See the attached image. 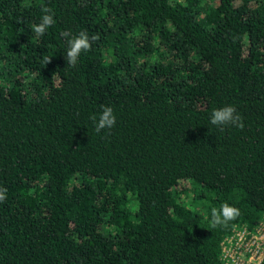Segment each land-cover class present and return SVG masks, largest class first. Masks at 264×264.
<instances>
[{
  "label": "trees",
  "instance_id": "obj_1",
  "mask_svg": "<svg viewBox=\"0 0 264 264\" xmlns=\"http://www.w3.org/2000/svg\"><path fill=\"white\" fill-rule=\"evenodd\" d=\"M0 188V264H222L264 215V0H0Z\"/></svg>",
  "mask_w": 264,
  "mask_h": 264
},
{
  "label": "clouds",
  "instance_id": "obj_2",
  "mask_svg": "<svg viewBox=\"0 0 264 264\" xmlns=\"http://www.w3.org/2000/svg\"><path fill=\"white\" fill-rule=\"evenodd\" d=\"M40 22L32 26V32L36 36L45 35L48 28L54 25V13L50 9H43ZM61 36L66 39L67 51L65 54L66 68H75L78 64L79 57L82 52L89 51L92 47L91 41L98 39V37H89L84 31L78 34H73L70 30H65ZM51 58L46 59V63L51 62ZM55 75V74H54ZM53 75V76H54ZM95 124V131L100 133L101 130L111 129L116 125V116L113 109L109 106H101L99 117L92 118ZM211 123L223 130V126H235L240 129L244 128L243 118L237 112L235 106L226 105L222 108L214 109L211 114ZM6 189L0 188V202L6 199ZM240 215V210L227 202L220 205L219 208L213 207L211 209V224L213 226L227 223L235 220Z\"/></svg>",
  "mask_w": 264,
  "mask_h": 264
},
{
  "label": "built area",
  "instance_id": "obj_3",
  "mask_svg": "<svg viewBox=\"0 0 264 264\" xmlns=\"http://www.w3.org/2000/svg\"><path fill=\"white\" fill-rule=\"evenodd\" d=\"M222 264H261L264 260V215L254 229L235 226L220 242Z\"/></svg>",
  "mask_w": 264,
  "mask_h": 264
}]
</instances>
